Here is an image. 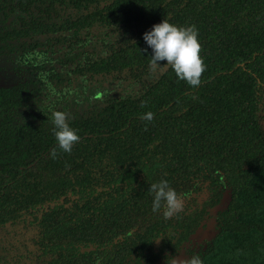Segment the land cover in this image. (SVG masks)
Masks as SVG:
<instances>
[{"label": "trees", "instance_id": "1", "mask_svg": "<svg viewBox=\"0 0 264 264\" xmlns=\"http://www.w3.org/2000/svg\"><path fill=\"white\" fill-rule=\"evenodd\" d=\"M162 19L197 29L198 86L151 66ZM193 255L264 264V0H0V264Z\"/></svg>", "mask_w": 264, "mask_h": 264}, {"label": "clouds", "instance_id": "2", "mask_svg": "<svg viewBox=\"0 0 264 264\" xmlns=\"http://www.w3.org/2000/svg\"><path fill=\"white\" fill-rule=\"evenodd\" d=\"M142 39L151 50L152 67H170L177 78L185 81L189 86L200 84V77L205 70L204 61L199 55L200 43L195 26H177L162 19L154 24L150 30L142 34ZM147 49L145 51H147ZM143 119L151 120L152 113H146ZM54 138L57 146L65 152H71L79 136L75 129L67 122V114L60 110L52 112ZM152 193V210L163 208V215L167 218L182 207L181 199L167 180L161 179L150 185ZM186 264H202L198 255L186 259Z\"/></svg>", "mask_w": 264, "mask_h": 264}]
</instances>
